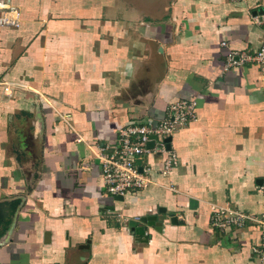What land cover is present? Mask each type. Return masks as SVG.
<instances>
[{
  "label": "crops",
  "instance_id": "0c3cea01",
  "mask_svg": "<svg viewBox=\"0 0 264 264\" xmlns=\"http://www.w3.org/2000/svg\"><path fill=\"white\" fill-rule=\"evenodd\" d=\"M3 1L20 17L0 26V264H263L259 231L210 224L212 207L264 215V73L224 70L264 45V0ZM190 99L170 173L144 157V191L107 193L97 147Z\"/></svg>",
  "mask_w": 264,
  "mask_h": 264
},
{
  "label": "built area",
  "instance_id": "2783aa9c",
  "mask_svg": "<svg viewBox=\"0 0 264 264\" xmlns=\"http://www.w3.org/2000/svg\"><path fill=\"white\" fill-rule=\"evenodd\" d=\"M0 11L1 27L18 28L20 14L16 8L1 0ZM252 22L264 32V9L252 17ZM221 45L227 46V43L222 42ZM245 64L257 65L264 73V45L255 53L230 50L225 57L224 70ZM4 91L8 93V88ZM197 108L198 103L194 99L177 100L168 106L167 119L160 124L153 126L137 123L125 126L119 130L116 142L99 145L96 158L101 166V187L107 193L121 197L144 191L149 186V176L154 170L152 163H144V166L139 167L138 162L144 157L162 156L160 173L168 175L177 164V156L170 148V143L167 146L166 140L197 119ZM150 142L152 147L147 146ZM210 225L219 233L250 227L259 231L264 240V215H247L229 206L212 207ZM252 252L264 264V248H256Z\"/></svg>",
  "mask_w": 264,
  "mask_h": 264
},
{
  "label": "water",
  "instance_id": "95a60500",
  "mask_svg": "<svg viewBox=\"0 0 264 264\" xmlns=\"http://www.w3.org/2000/svg\"><path fill=\"white\" fill-rule=\"evenodd\" d=\"M171 141V138H168L166 140V142L168 143V147H169V142ZM148 147H152V143H148L147 144ZM119 200L123 199V197L121 196H116ZM155 221L156 218L154 216H149V217H144V218H141L139 219V222L142 224V226H138V222H132L130 223V226L133 228L134 232L136 233V235L138 236H145V233H146V226L147 225H156V226H159L160 223H157V222H152V221Z\"/></svg>",
  "mask_w": 264,
  "mask_h": 264
}]
</instances>
